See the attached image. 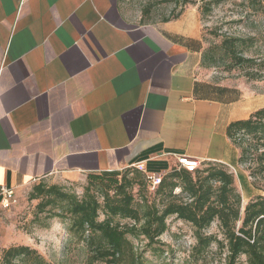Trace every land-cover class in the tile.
Segmentation results:
<instances>
[{
	"label": "crops",
	"instance_id": "crops-1",
	"mask_svg": "<svg viewBox=\"0 0 264 264\" xmlns=\"http://www.w3.org/2000/svg\"><path fill=\"white\" fill-rule=\"evenodd\" d=\"M121 0H0V188L185 155L229 167L264 95L202 65L200 13L134 21ZM0 198V211L2 209Z\"/></svg>",
	"mask_w": 264,
	"mask_h": 264
},
{
	"label": "trees",
	"instance_id": "trees-1",
	"mask_svg": "<svg viewBox=\"0 0 264 264\" xmlns=\"http://www.w3.org/2000/svg\"><path fill=\"white\" fill-rule=\"evenodd\" d=\"M167 1L183 5L193 3L191 0ZM244 1L264 7V0ZM182 12L172 18L179 17ZM237 41V38L225 37L222 47L236 57L238 63L252 61L238 55ZM202 65H212L206 50ZM228 136L240 149L239 164L254 153L256 158L252 159L254 166L250 176L260 175L264 179V107L247 119L232 122ZM202 163H208L209 167L201 168ZM201 164L192 170L177 164L161 177L156 193H168L163 206L143 195L136 200L135 186L138 185L141 191L145 187L142 179L149 182L147 174L136 166L126 168L120 178L115 174L88 173L90 186L103 185L101 201L91 194L89 186L86 194L79 198L63 186L47 185L43 180L34 186L32 197H42L44 207L58 209L52 215L70 219L71 228L83 238L89 252L81 264H144V254L133 239L145 241V248L160 243L171 216L189 222L195 228L196 242L190 257L207 258L215 247L212 254L219 256L218 264H239L242 256L246 257L247 264H264V195L250 199L242 210L243 194L237 189L234 174L225 168L229 166L212 161H201ZM129 172H134V176L129 177ZM237 176L244 185L247 177L241 173ZM177 187L186 193V200L180 194H174ZM102 213L105 217L100 219ZM116 218L131 221L123 223L115 221ZM214 222L219 224L221 237L206 231ZM4 256L7 264H47L37 250L26 245L11 246Z\"/></svg>",
	"mask_w": 264,
	"mask_h": 264
},
{
	"label": "rangeland",
	"instance_id": "rangeland-1",
	"mask_svg": "<svg viewBox=\"0 0 264 264\" xmlns=\"http://www.w3.org/2000/svg\"><path fill=\"white\" fill-rule=\"evenodd\" d=\"M193 3L183 5L167 0H121L123 13L134 21L156 22L165 18H172L180 11L195 8L200 13L205 48L210 54L211 66L205 67L219 79H228L242 82L255 92L264 95V7L258 3L252 6L244 0H191ZM237 38L238 55L252 61L238 63L222 47L225 37ZM256 156L251 155L246 161L233 167H225L232 172L236 179L237 189L243 194L242 210L250 199L256 195H264V179L262 176H250ZM135 167V166H133ZM209 167L202 163L201 168ZM126 169L119 172H105L106 175H118L120 178ZM171 170L161 174L165 176ZM244 174V185L239 181L238 174ZM145 174V173H144ZM129 177L134 172L128 173ZM47 185L58 184L79 198L89 191L94 193L100 201L103 200V185L89 184L88 173H71L65 176H50L43 179ZM39 183V182H38ZM37 182L31 183L16 192L13 203L0 211V264H7L5 250L11 246L26 245L37 250L47 264H81L88 257V248L83 238L71 228L69 218L52 215L58 209L52 206L44 207L45 199L34 198L33 188ZM142 187L135 186L133 193L136 200L142 195L150 201L163 206L168 199L167 192L156 193V189L144 178ZM114 190H111V194ZM174 194H180L186 200V193L180 187L175 188ZM105 215L102 213L100 219ZM115 221L127 222L128 219L116 218ZM168 229L160 237V243L145 248V241L133 239L140 247L145 258L144 264H218L219 256L212 248L207 258L200 256L190 257L196 242L195 228L189 222L171 216L167 220ZM209 234L221 231L218 222H214L207 230ZM239 264H247L246 257L242 256Z\"/></svg>",
	"mask_w": 264,
	"mask_h": 264
},
{
	"label": "built area",
	"instance_id": "built-area-1",
	"mask_svg": "<svg viewBox=\"0 0 264 264\" xmlns=\"http://www.w3.org/2000/svg\"><path fill=\"white\" fill-rule=\"evenodd\" d=\"M177 164L180 167H185L192 170L200 166L201 161L194 157L180 155L177 157ZM136 167H138L140 170L144 171L147 174L148 181L151 184V187L153 189H156L161 181V177H162L161 174L147 172L145 165L143 163L137 164ZM15 197H16V190L14 188H10L5 185L0 188V198L3 208L10 207Z\"/></svg>",
	"mask_w": 264,
	"mask_h": 264
}]
</instances>
